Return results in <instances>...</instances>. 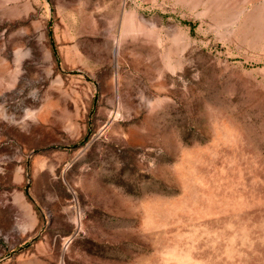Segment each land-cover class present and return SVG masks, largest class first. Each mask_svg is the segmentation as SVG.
<instances>
[{
	"label": "rangeland",
	"instance_id": "obj_1",
	"mask_svg": "<svg viewBox=\"0 0 264 264\" xmlns=\"http://www.w3.org/2000/svg\"><path fill=\"white\" fill-rule=\"evenodd\" d=\"M0 264H264V0H0Z\"/></svg>",
	"mask_w": 264,
	"mask_h": 264
}]
</instances>
